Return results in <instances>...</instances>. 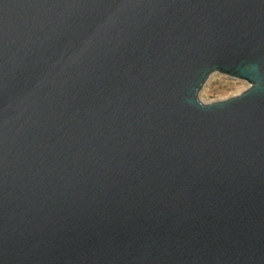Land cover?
I'll return each instance as SVG.
<instances>
[{
  "label": "water",
  "instance_id": "obj_1",
  "mask_svg": "<svg viewBox=\"0 0 264 264\" xmlns=\"http://www.w3.org/2000/svg\"><path fill=\"white\" fill-rule=\"evenodd\" d=\"M0 264H264V0H0Z\"/></svg>",
  "mask_w": 264,
  "mask_h": 264
},
{
  "label": "rangeland",
  "instance_id": "obj_2",
  "mask_svg": "<svg viewBox=\"0 0 264 264\" xmlns=\"http://www.w3.org/2000/svg\"><path fill=\"white\" fill-rule=\"evenodd\" d=\"M249 88V84L240 79L221 73H211L202 85L198 98L204 104L235 97Z\"/></svg>",
  "mask_w": 264,
  "mask_h": 264
}]
</instances>
